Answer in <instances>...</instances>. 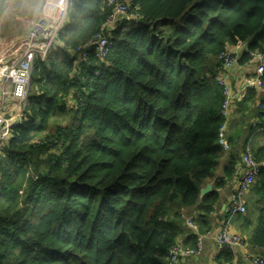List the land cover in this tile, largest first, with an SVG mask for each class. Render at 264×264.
I'll return each mask as SVG.
<instances>
[{"label":"trees","instance_id":"1","mask_svg":"<svg viewBox=\"0 0 264 264\" xmlns=\"http://www.w3.org/2000/svg\"><path fill=\"white\" fill-rule=\"evenodd\" d=\"M130 3L139 16L108 26L106 0H70L62 44L35 62L1 155L0 264H171L185 210L200 206L198 232L211 230L219 191L243 170L247 141L229 124L254 95L234 100L225 148L216 78L264 55V0ZM100 33L114 42L104 61ZM239 46L229 69L221 56ZM252 153L264 162V147ZM262 190L264 167L250 189ZM260 205L250 239L264 249Z\"/></svg>","mask_w":264,"mask_h":264},{"label":"crops","instance_id":"2","mask_svg":"<svg viewBox=\"0 0 264 264\" xmlns=\"http://www.w3.org/2000/svg\"><path fill=\"white\" fill-rule=\"evenodd\" d=\"M66 1L70 2V0H0V64H9L21 55L22 44L26 41L28 33L35 22L44 20L52 24L57 23L60 11L65 7ZM57 43L62 44L60 41ZM244 50L243 47L239 46L233 48L232 53L236 55L239 53L240 56ZM254 63L238 64L232 71L223 75L225 82L232 88L234 100L238 104L242 103L249 91L254 95L253 100L247 103L246 108L236 111L229 124L228 135L229 137L232 136L235 144L239 147L242 138H245L246 143L249 137L253 136L251 127L258 118L260 108L258 104L264 103V80L261 82L256 79V65ZM250 77H255L254 85L246 92V80ZM8 89L7 85L0 83V110L4 112L9 120L16 121L17 116L21 113L24 115L25 110L19 109L18 104L21 103L20 101L4 95V91ZM263 147L264 132L255 133L253 148ZM228 162H230L228 158L223 160L221 168L227 166ZM261 164L264 167L263 161ZM221 168L218 174L222 173ZM238 171V177L230 180L227 186L219 191L220 196L216 209L211 214V230L196 233L188 225L189 221H195L199 216L200 206L185 210L187 225L183 237L179 240L180 246L197 249L200 242L202 252L198 256L182 259L180 264H253L251 262L253 257L264 258V249L252 246L250 239L261 215L259 208L264 197V190L256 193L253 191L248 192L246 197L248 212L246 215L229 219L226 213L227 204L231 200L236 183L242 174V170L241 172L240 169ZM227 224L231 232L242 236L246 240L247 246L245 249L234 248L224 251L218 249L216 245L217 235L222 227Z\"/></svg>","mask_w":264,"mask_h":264},{"label":"built area","instance_id":"3","mask_svg":"<svg viewBox=\"0 0 264 264\" xmlns=\"http://www.w3.org/2000/svg\"><path fill=\"white\" fill-rule=\"evenodd\" d=\"M69 3L70 2L66 1L65 7L61 9L57 23L52 24L49 21L44 20L35 22L28 33L26 41L22 44L21 55L9 64H0V83L7 85L9 88L4 91V95L11 96L13 99L20 101L24 110L29 106V94L32 87L35 62L38 57L45 59L48 52L57 45L60 34L65 28L67 22ZM106 6L110 9V15L107 20L108 26H113L121 20H130L139 16L136 14V10H132L131 7H133V5L128 0H106ZM92 45L95 46L96 57L99 60L104 61L111 53L114 47V42L111 38L105 37L103 36V33H100ZM77 51L79 52L81 61L87 62L88 54L83 52L81 48H78ZM233 55L235 54L230 51L221 56V60L225 62L226 67L229 69L237 63V57ZM251 57L253 62H255L254 65H256V79L261 81L264 77V55L251 54ZM97 75H99V73H97ZM254 79L255 77H250L246 80V92L254 85ZM216 80L219 81L225 95V101L221 113L225 119V123L220 129V142L225 148H228L226 140V132L228 128L227 120L231 116L235 97L233 90L224 80L219 78H216ZM22 116L23 115L20 114L17 116L18 119L16 121H11L7 118L4 112L0 110V162L5 146L11 139L13 129L19 123ZM253 129L255 133L264 132V106L259 108L258 118L253 124ZM255 133L247 140L246 150L243 155L244 167L242 174L236 183L235 192L226 207V213L229 219L247 214V194L262 171V164L255 160L252 153ZM188 225L197 229L196 225L193 224V221H189ZM216 245L219 250L224 251L226 249L234 248L245 249L247 243L242 236L231 232L227 224L222 227L218 233ZM201 252L202 248L200 242L198 243L197 249L183 248L180 244H175L169 255L170 262L171 264H180L182 259L198 256ZM251 262L253 264H264V259L261 257H253Z\"/></svg>","mask_w":264,"mask_h":264},{"label":"water","instance_id":"4","mask_svg":"<svg viewBox=\"0 0 264 264\" xmlns=\"http://www.w3.org/2000/svg\"><path fill=\"white\" fill-rule=\"evenodd\" d=\"M212 191V186L208 185L205 189L201 192V197H204L206 194L210 193Z\"/></svg>","mask_w":264,"mask_h":264},{"label":"rangeland","instance_id":"5","mask_svg":"<svg viewBox=\"0 0 264 264\" xmlns=\"http://www.w3.org/2000/svg\"><path fill=\"white\" fill-rule=\"evenodd\" d=\"M128 1H130V0H128ZM121 21H122V20H121ZM18 107H19V109H24L22 103L18 104ZM21 114H22V113H21ZM193 224L196 225V224L194 223V221H193ZM189 227H191V226H189ZM196 227H197V225H196ZM191 228L194 229V227H191ZM195 230H196V231H195ZM193 231L197 233V232H198V228H197V229H194Z\"/></svg>","mask_w":264,"mask_h":264},{"label":"bare ground","instance_id":"6","mask_svg":"<svg viewBox=\"0 0 264 264\" xmlns=\"http://www.w3.org/2000/svg\"><path fill=\"white\" fill-rule=\"evenodd\" d=\"M132 8V10H135L133 7H131ZM122 17V16H121ZM121 17H118V18H121ZM258 106L259 107H262V106H264V103H261V104H258ZM228 129V128H227ZM195 223V222H194ZM196 224V223H195Z\"/></svg>","mask_w":264,"mask_h":264}]
</instances>
